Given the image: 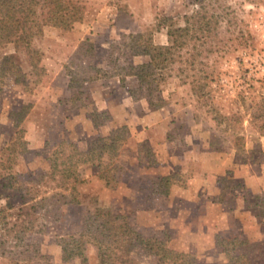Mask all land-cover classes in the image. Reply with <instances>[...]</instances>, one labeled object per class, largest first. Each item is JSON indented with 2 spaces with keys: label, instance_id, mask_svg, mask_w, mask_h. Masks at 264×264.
<instances>
[{
  "label": "rangeland",
  "instance_id": "374dc122",
  "mask_svg": "<svg viewBox=\"0 0 264 264\" xmlns=\"http://www.w3.org/2000/svg\"><path fill=\"white\" fill-rule=\"evenodd\" d=\"M84 2L85 17L71 29L37 31V54L0 49L19 66L0 89V163L11 167L0 164V178L13 171L20 187L60 193V175L46 182L53 158L63 169V157L95 150L77 163L79 202L43 217V230L26 235L28 253L0 264H101L91 232L109 217L96 219L97 207L155 242L132 248L127 264H264V0ZM202 2L211 36L191 40L150 89L136 77L122 86V69L150 61L131 55L129 36L167 45L168 31ZM20 137L24 149L9 165L8 147ZM105 137L119 139L115 152L96 143ZM76 242L86 260L68 258ZM161 249L180 257L162 260Z\"/></svg>",
  "mask_w": 264,
  "mask_h": 264
},
{
  "label": "trees",
  "instance_id": "16d2710c",
  "mask_svg": "<svg viewBox=\"0 0 264 264\" xmlns=\"http://www.w3.org/2000/svg\"><path fill=\"white\" fill-rule=\"evenodd\" d=\"M86 9L84 0H0V49L7 44H14L17 50L24 49L31 56L37 54V51L31 48V44L39 29L45 26L71 29L75 23L84 19ZM207 13L202 2L198 9L186 17L183 27L168 31L170 40L167 45H156L151 38L144 34L130 35V43L125 44V47L131 50V55L149 56L150 61L138 65L130 64L127 68L122 69L126 71L118 73L122 86H125L128 77H136L141 85L148 84L150 89L156 72L176 62L177 57L181 59L182 51L189 48L191 40L205 41L211 36L212 27ZM0 59L1 89L4 79L10 74H16L19 71V66L12 55H5ZM191 64H195V61H191ZM202 79L213 80L209 74H206ZM206 85L207 83L199 85L197 93L200 97L204 96L203 90ZM263 129L264 125L259 126V130ZM117 140L119 139L105 137L98 139L96 143L104 141L102 149L112 153L118 148ZM24 145V138L13 139L8 147L10 153L7 163L9 165L13 163L15 153H18L19 149H24ZM94 151L89 149L84 153L63 157L62 164L65 166L63 169H59V158L56 156L53 158L51 172L47 174L46 182L50 183L56 180L57 175H60L62 181L60 193L53 192L49 195L46 191L40 195L42 192L40 185L31 188L20 187L22 183L13 171H8L7 175L0 178V257L14 255L16 258H21L31 248L26 243V235L40 232L45 227L46 223H41L43 217L57 216L62 206L79 202L77 183L80 178L77 172V163L93 160L91 158ZM74 156L78 157L76 161ZM1 165L11 169L6 166V163ZM47 187L50 186L47 184ZM29 194L31 198L27 199ZM15 200H18V203H15ZM1 201H6V203L2 204ZM16 204H19V213L16 217H20V219L12 223L9 220L10 212L14 210ZM94 215L96 219L109 217L108 221L101 224L94 233L91 232L93 243L98 247L101 264H127L132 248L141 246L149 251L155 245L154 241L143 238L125 221L116 225L121 217L111 215L106 209L97 207ZM86 221L88 220H85V224ZM109 223L112 224L111 229L107 228ZM99 230H101V234L98 233ZM81 236L83 237L82 234ZM76 243V251L71 252L68 258L80 257L86 260L81 244ZM66 251L67 249L64 247V252L66 253ZM155 255L160 256L162 260H170L169 255L180 257L179 254L167 249H161Z\"/></svg>",
  "mask_w": 264,
  "mask_h": 264
}]
</instances>
